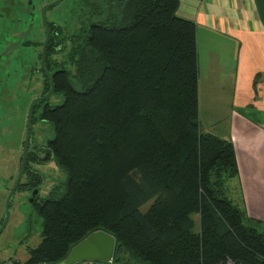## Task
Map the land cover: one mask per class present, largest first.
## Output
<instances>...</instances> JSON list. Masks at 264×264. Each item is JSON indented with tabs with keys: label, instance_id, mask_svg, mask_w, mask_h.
Segmentation results:
<instances>
[{
	"label": "trees",
	"instance_id": "16d2710c",
	"mask_svg": "<svg viewBox=\"0 0 264 264\" xmlns=\"http://www.w3.org/2000/svg\"><path fill=\"white\" fill-rule=\"evenodd\" d=\"M72 2L64 20L45 17L44 63L62 100L34 103L30 137L36 120L52 135L28 145L16 187H38L29 162L53 159L63 188L34 195L40 239L11 264L59 261L95 228L115 243L110 261L92 264H264V229L224 190L237 174L231 141L199 128L195 26L178 0ZM37 43L39 59L41 41L17 35L15 55Z\"/></svg>",
	"mask_w": 264,
	"mask_h": 264
},
{
	"label": "crops",
	"instance_id": "0c3cea01",
	"mask_svg": "<svg viewBox=\"0 0 264 264\" xmlns=\"http://www.w3.org/2000/svg\"><path fill=\"white\" fill-rule=\"evenodd\" d=\"M176 13L195 26L199 128L231 141L232 202L264 229V0H178Z\"/></svg>",
	"mask_w": 264,
	"mask_h": 264
},
{
	"label": "rangeland",
	"instance_id": "374dc122",
	"mask_svg": "<svg viewBox=\"0 0 264 264\" xmlns=\"http://www.w3.org/2000/svg\"><path fill=\"white\" fill-rule=\"evenodd\" d=\"M31 2L34 3V14L32 11L29 13L31 7H27ZM42 2L46 0H0V217L3 214L4 197L18 169L27 105L33 96L40 95L38 93L42 89L41 74L36 69L39 66L36 56L38 43L19 53L22 57L15 55L17 49L12 43H15L17 35L22 39L31 37L34 41H42L39 19V6ZM73 3L72 0H62L45 10V17L49 19L56 15L62 21L66 17L64 9H70ZM4 42L9 46L7 52ZM54 56L59 59L61 53ZM27 63L34 65L28 77ZM46 99L48 103L55 104L62 100V95L52 92ZM51 135L48 121L36 120L31 126L30 142L41 146ZM36 155L41 156L42 151L37 149ZM29 163L40 175L37 200L62 191L65 174L53 159ZM20 180H27V175L23 173ZM32 189L16 188L10 198L8 218L0 231V264H11L12 259H24L26 248L35 245L40 239V217L29 200ZM224 190L233 201L231 178L225 179ZM148 203L141 208L144 210ZM192 217L197 227V214L194 213ZM88 264L92 263L88 261Z\"/></svg>",
	"mask_w": 264,
	"mask_h": 264
},
{
	"label": "water",
	"instance_id": "95a60500",
	"mask_svg": "<svg viewBox=\"0 0 264 264\" xmlns=\"http://www.w3.org/2000/svg\"><path fill=\"white\" fill-rule=\"evenodd\" d=\"M60 1L61 0L46 1L41 4L39 9L40 20L44 29V35L40 45L39 67L48 81V89L43 94L33 96L27 105L24 134L22 139L18 169L15 178L4 197L3 214L0 219V231L7 221L9 201L14 190L18 185V182L20 181V177L24 169L26 151L30 142V124H31V112L33 105L37 100H43L47 98L53 92L54 89V84L51 75L44 63L45 47L48 41V33H49L48 25L45 18V8L49 6H53L59 3ZM37 190L38 187H33L31 196L29 198L30 201L37 193ZM114 243H115L114 238L110 233L100 228H95L85 233L78 241L73 243L69 248L68 252L66 253V255L61 260L56 261L54 263H39V264H87L89 260L110 261L113 253Z\"/></svg>",
	"mask_w": 264,
	"mask_h": 264
},
{
	"label": "built area",
	"instance_id": "2783aa9c",
	"mask_svg": "<svg viewBox=\"0 0 264 264\" xmlns=\"http://www.w3.org/2000/svg\"><path fill=\"white\" fill-rule=\"evenodd\" d=\"M87 264H88V262H87ZM216 264H234V262L230 258L226 257V258L218 261V263H216Z\"/></svg>",
	"mask_w": 264,
	"mask_h": 264
},
{
	"label": "flooded vegetation",
	"instance_id": "af4514ba",
	"mask_svg": "<svg viewBox=\"0 0 264 264\" xmlns=\"http://www.w3.org/2000/svg\"><path fill=\"white\" fill-rule=\"evenodd\" d=\"M42 4V3H41ZM30 5V7H32L33 6V4L31 3V4H29ZM41 6V5H40ZM40 6H39V9H40ZM32 10H29V13L31 12ZM40 16V15H39ZM44 30V29H43ZM49 30V29H48ZM43 35H44V33H43ZM48 35H49V33H48ZM41 45V44H40ZM29 146H35V145H33L31 142H29Z\"/></svg>",
	"mask_w": 264,
	"mask_h": 264
}]
</instances>
